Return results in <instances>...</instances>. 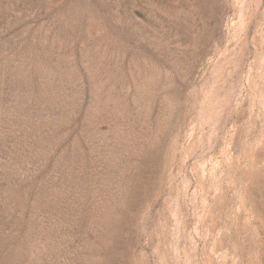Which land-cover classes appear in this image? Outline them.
<instances>
[{"label": "rangeland", "instance_id": "obj_1", "mask_svg": "<svg viewBox=\"0 0 264 264\" xmlns=\"http://www.w3.org/2000/svg\"><path fill=\"white\" fill-rule=\"evenodd\" d=\"M0 264H264V0H0Z\"/></svg>", "mask_w": 264, "mask_h": 264}]
</instances>
